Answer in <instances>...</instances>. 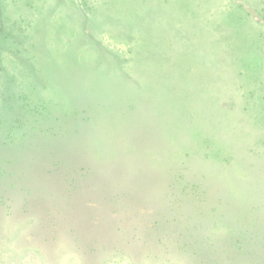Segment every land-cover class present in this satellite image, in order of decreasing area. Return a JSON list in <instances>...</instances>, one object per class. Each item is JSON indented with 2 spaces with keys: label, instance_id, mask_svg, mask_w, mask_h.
<instances>
[{
  "label": "rangeland",
  "instance_id": "374dc122",
  "mask_svg": "<svg viewBox=\"0 0 264 264\" xmlns=\"http://www.w3.org/2000/svg\"><path fill=\"white\" fill-rule=\"evenodd\" d=\"M0 264H264V0H0Z\"/></svg>",
  "mask_w": 264,
  "mask_h": 264
},
{
  "label": "trees",
  "instance_id": "16d2710c",
  "mask_svg": "<svg viewBox=\"0 0 264 264\" xmlns=\"http://www.w3.org/2000/svg\"><path fill=\"white\" fill-rule=\"evenodd\" d=\"M125 75H126V74H125ZM129 102H131V104L127 105L125 109H126L127 111H132V114H130V115H128V116H126V115H122L121 117H129V116H131V115L133 116V114H134L135 116H138L139 112H137V109H136V108H137L136 100H135V99H131ZM134 112H135L136 114H135ZM140 115H141V114H140Z\"/></svg>",
  "mask_w": 264,
  "mask_h": 264
}]
</instances>
